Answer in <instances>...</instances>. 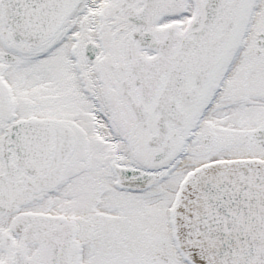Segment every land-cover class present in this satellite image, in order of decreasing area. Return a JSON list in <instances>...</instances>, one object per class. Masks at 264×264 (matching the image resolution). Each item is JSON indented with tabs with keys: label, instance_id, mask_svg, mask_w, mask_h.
<instances>
[{
	"label": "snow or ice",
	"instance_id": "6c2138e0",
	"mask_svg": "<svg viewBox=\"0 0 264 264\" xmlns=\"http://www.w3.org/2000/svg\"><path fill=\"white\" fill-rule=\"evenodd\" d=\"M0 264H264V0H0Z\"/></svg>",
	"mask_w": 264,
	"mask_h": 264
}]
</instances>
